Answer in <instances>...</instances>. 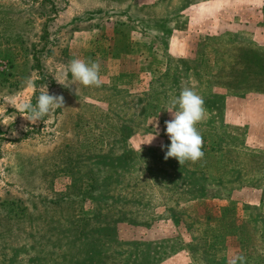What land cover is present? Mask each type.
<instances>
[{"label": "rangeland", "instance_id": "1", "mask_svg": "<svg viewBox=\"0 0 264 264\" xmlns=\"http://www.w3.org/2000/svg\"><path fill=\"white\" fill-rule=\"evenodd\" d=\"M75 58L100 86L59 83ZM184 87L204 156L180 165L161 145ZM46 90L65 108L31 124ZM235 253L264 264V0H0V264Z\"/></svg>", "mask_w": 264, "mask_h": 264}, {"label": "clouds", "instance_id": "2", "mask_svg": "<svg viewBox=\"0 0 264 264\" xmlns=\"http://www.w3.org/2000/svg\"><path fill=\"white\" fill-rule=\"evenodd\" d=\"M71 73L72 79H68ZM73 81L79 82L84 86H100V64L98 61L75 58L72 59L67 67L66 73L61 82L65 88L70 87ZM77 94V89H76ZM64 107V97L62 95H50L48 90L36 97V103L22 102L19 111L26 112L24 118L31 124H37L51 113L53 109ZM165 110L170 114L171 119L166 120V135L170 140V145H161V149L167 148L164 159L174 157L180 165L186 161L196 162L204 156L202 151L203 138L195 125L204 119L206 109L203 98L197 92L184 87L178 96L169 98ZM157 132L155 135H158ZM155 135L149 142L150 144ZM228 264H246V257L243 254L235 253L229 259Z\"/></svg>", "mask_w": 264, "mask_h": 264}]
</instances>
